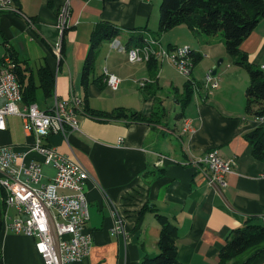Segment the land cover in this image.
Listing matches in <instances>:
<instances>
[{
  "label": "crops",
  "instance_id": "crops-1",
  "mask_svg": "<svg viewBox=\"0 0 264 264\" xmlns=\"http://www.w3.org/2000/svg\"><path fill=\"white\" fill-rule=\"evenodd\" d=\"M65 3L70 5L69 27L61 32L59 10ZM161 3L18 0L14 9L0 14V64L11 56L26 74V82L33 80L37 88L34 104L45 110L56 98L66 101L72 95L84 103L78 112L79 131L68 137L51 135L44 142L81 163L90 177L85 190L92 248L86 259L75 264H140L144 257L157 255L161 226L156 213L177 227L180 264H219L220 251L234 230L247 224L264 226V163L254 158L253 145L247 139L250 132L264 128V123L255 115L260 107L247 112L250 76L229 56L221 34L197 36L186 25L158 34ZM104 22L117 27V39L132 48H116L111 45L115 38L101 44L86 102L81 84L84 63L91 49L92 32ZM141 36L144 45L159 37L162 51L189 46L193 55H201L190 78L198 86L184 106L189 80L173 65L161 62L162 57L153 60L157 63L153 70L147 62L129 61L126 54L138 47L137 41H129ZM59 42L60 61L53 52ZM240 49L248 62L260 69L264 64V20ZM218 64L217 74L213 75L218 87L205 86V77ZM43 67L54 77L51 97L41 88L38 73ZM105 71L120 79L117 90L105 82ZM202 77L203 82L198 83ZM98 78L102 86L95 83ZM142 82L148 83L141 87ZM86 105L101 112L126 109L149 119H98L83 111ZM173 107L181 109L174 119L168 114ZM183 119L192 123L189 135L182 130ZM34 143L35 137L24 130L22 118L6 117L0 147L10 146L23 154ZM211 151H217L225 160L235 159L234 171L226 177L227 185L220 192L209 185L206 168L197 165L198 159ZM27 161L43 163V157L31 152ZM42 167L44 182L48 183L55 176V168ZM6 212L10 217L14 213L11 209ZM117 218L123 221L124 234L112 232ZM0 242L5 264H44L32 238L4 227ZM226 264H264V243Z\"/></svg>",
  "mask_w": 264,
  "mask_h": 264
},
{
  "label": "built area",
  "instance_id": "built-area-1",
  "mask_svg": "<svg viewBox=\"0 0 264 264\" xmlns=\"http://www.w3.org/2000/svg\"><path fill=\"white\" fill-rule=\"evenodd\" d=\"M15 1L0 0V14L14 9ZM69 15L70 5L65 3L59 10L61 32L69 27ZM156 39L157 44H161L159 37ZM120 42H111V45L118 46ZM61 48L60 42L53 47L59 61ZM126 55L130 62L131 56H139V62L148 63L147 56L140 52ZM163 61L173 65L194 87L198 86L190 79L193 70L187 69V62H194L189 46L164 48ZM15 69L13 58L6 56L0 64V131L6 130L7 116L20 117L24 121V130L34 135L35 143L23 154L10 146L0 147V185H4L5 196L9 197L8 209L14 211L7 231L32 238L44 264H75L86 259L92 248L93 237L87 230L90 212L85 190L90 177L81 163L59 154L44 142L51 135L68 137L79 131L78 112L84 103L72 95L66 101L56 98L49 109H40L34 103L20 108L23 95ZM104 76L111 89L119 88L121 81L117 76L107 71ZM148 82H142L140 86L145 87ZM204 85L213 89L218 87L210 73L205 77ZM257 120L264 123V113ZM183 129L186 135L193 132L189 119H183ZM31 152L40 154L43 163L27 161ZM43 164L55 168V176L48 183L44 182ZM197 165L199 169L206 168L209 185L220 192L227 185L226 177L234 171L235 159L225 160L217 151H211L199 158ZM112 232L124 234L121 218L115 221Z\"/></svg>",
  "mask_w": 264,
  "mask_h": 264
},
{
  "label": "trees",
  "instance_id": "trees-1",
  "mask_svg": "<svg viewBox=\"0 0 264 264\" xmlns=\"http://www.w3.org/2000/svg\"><path fill=\"white\" fill-rule=\"evenodd\" d=\"M18 0L15 1V4ZM264 20V0H162L160 5L159 34H164L180 25H186L197 36H215L221 34L225 40L226 51L235 63L244 68L250 76V84L246 91L247 112H253V107H260L255 115L260 117L264 113V69L255 68L248 62V58L241 51V45L259 23ZM119 29L111 23L104 22L96 26L91 35V49L84 63L81 84L85 91L87 102V89L91 83V76L94 71L96 52L106 40L117 39ZM115 40V42H116ZM137 41V46L150 47L155 53L163 49L157 41L145 44L143 36L132 38L129 43ZM121 46L128 48L122 42ZM135 47V46H134ZM136 48V47H135ZM201 55H193V65L200 62ZM155 56H151L148 66L151 70L157 67ZM17 80L21 86L23 101L26 104H33L35 101V87L33 80L26 82V74L21 73L18 65L15 69ZM41 88L47 97L53 96L54 77L47 67L39 70ZM100 78L95 80L102 86ZM186 96L183 106L194 92V86L188 81ZM83 111L92 117L104 120H133L148 121L149 118L137 112H129L126 109H115L111 112H101L88 109L87 105ZM179 119L180 116H177ZM247 139L253 145L252 154L255 159L264 163V128H258L247 135ZM4 188L0 185V234L4 228V218L7 209ZM155 211V210H154ZM156 212V211H155ZM161 226L158 241L159 254L151 257H144L140 264H180L178 260V230L168 219L155 214ZM264 243V226L247 224L244 228L236 229L222 248L219 254V264H226L248 249ZM0 264H5L3 249L0 242Z\"/></svg>",
  "mask_w": 264,
  "mask_h": 264
},
{
  "label": "bare ground",
  "instance_id": "bare-ground-1",
  "mask_svg": "<svg viewBox=\"0 0 264 264\" xmlns=\"http://www.w3.org/2000/svg\"><path fill=\"white\" fill-rule=\"evenodd\" d=\"M142 53V56H147V59L148 61L150 60L151 56H155L156 59H159L161 57H163L164 55V51H161L159 53H155L150 47L148 46H145L144 48H139V47H136L132 50L129 51V54H136V53ZM193 54V53H192ZM131 61H134V62H138L139 61V56H131ZM193 62H187V69H192L193 70ZM118 78V77H117ZM119 79V78H118ZM120 80V79H119ZM108 85V84H107ZM113 90V89H112ZM79 123V121H78ZM182 130L184 132V129H183V125H182ZM3 188H4V185H1ZM6 204H7V209L6 211L8 210V206H9V197L7 196L6 197ZM11 220V217L7 214V212L5 213V218H4V227L5 229L7 230L8 229V222H10Z\"/></svg>",
  "mask_w": 264,
  "mask_h": 264
},
{
  "label": "rangeland",
  "instance_id": "rangeland-1",
  "mask_svg": "<svg viewBox=\"0 0 264 264\" xmlns=\"http://www.w3.org/2000/svg\"><path fill=\"white\" fill-rule=\"evenodd\" d=\"M158 34H159V32H157ZM163 35V34H162ZM162 45V44H161ZM116 47V46H115ZM145 47V46H144ZM163 47V46H162ZM117 48V47H116ZM118 50V49H117ZM139 63V61L138 62H136L135 64H138ZM211 73V72H210ZM203 77L202 78H200V79H198V83H201V82H203ZM140 85V84H139ZM173 102V101H172ZM40 105H41V103H40ZM168 108V107H167ZM174 108H176L177 109V111L176 112H174ZM181 112V109L180 108H177V107H173V108H169V110H168V114L170 115V116H172V119H174V117H175V114H177V113H180ZM14 119H19V118H14ZM47 170V169H46ZM159 254V253H158ZM157 254V255H158ZM156 256V255H155Z\"/></svg>",
  "mask_w": 264,
  "mask_h": 264
},
{
  "label": "water",
  "instance_id": "water-1",
  "mask_svg": "<svg viewBox=\"0 0 264 264\" xmlns=\"http://www.w3.org/2000/svg\"><path fill=\"white\" fill-rule=\"evenodd\" d=\"M220 64V63H219ZM219 64L217 65V68L211 73V75H216L217 74V70H218V68H219Z\"/></svg>",
  "mask_w": 264,
  "mask_h": 264
}]
</instances>
